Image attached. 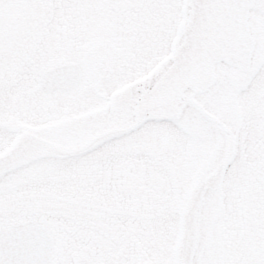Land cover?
Wrapping results in <instances>:
<instances>
[{"label":"flooded vegetation","instance_id":"obj_1","mask_svg":"<svg viewBox=\"0 0 264 264\" xmlns=\"http://www.w3.org/2000/svg\"><path fill=\"white\" fill-rule=\"evenodd\" d=\"M188 3L0 0V154L26 134L50 145L0 175V205L14 214L0 229L40 225L45 264H264V211L243 188L255 177L239 172L244 154L264 168L251 25L246 70L218 62L204 90L149 97ZM200 182L190 253L179 249L181 218Z\"/></svg>","mask_w":264,"mask_h":264},{"label":"water","instance_id":"obj_2","mask_svg":"<svg viewBox=\"0 0 264 264\" xmlns=\"http://www.w3.org/2000/svg\"><path fill=\"white\" fill-rule=\"evenodd\" d=\"M250 10L264 13V0H189L188 15L182 26L183 38L174 50L171 64L150 89L149 97L163 96L174 102L185 88L203 90L213 81V65L218 61L245 69L253 47L248 28ZM49 147L43 139L21 135L0 155V174L48 153ZM202 189L200 183L191 192L182 215L179 249L190 253L195 208ZM48 248L41 229L17 226L0 234L3 264H43Z\"/></svg>","mask_w":264,"mask_h":264},{"label":"rangeland","instance_id":"obj_3","mask_svg":"<svg viewBox=\"0 0 264 264\" xmlns=\"http://www.w3.org/2000/svg\"><path fill=\"white\" fill-rule=\"evenodd\" d=\"M2 11L3 12L6 11L5 7L2 9ZM27 12L25 11V14L29 15ZM30 12H31V10L29 11V13ZM80 12L81 13L83 12L84 17H91L92 19H94V17H97V12L93 9H86V8L81 7ZM52 16H53V10H52ZM249 23L251 25V29L254 33V36L256 38V45H255V49L253 52L254 65H253L252 71H253L254 76H258L259 97L263 100L264 99V15H262L261 13L256 12V11H252L250 13V16H249ZM91 28H92V26H88L87 30H85L81 33H86V32H88V30H91ZM104 28H105V26H103V25L93 26V30L95 32H98L99 34L105 33ZM244 102H245V104H244L245 108H246L248 102L255 103V101L252 99L244 100ZM252 107L255 109V111L257 110L255 113V116H257L258 111H260V113L263 112V114L260 115L259 117L261 118V121H264V108H263L264 106L258 103V104H254ZM245 112H246V109H245ZM253 116H251L250 118H252ZM239 118H240V120L243 119V112H241V111L239 112ZM245 156L246 155L244 154L243 161L239 162V166H240L239 172L242 175L241 177H242V179H245L244 181L248 180V178L250 179L252 174H254V177H255V180L253 182H252V180H250L248 182V184H243L246 202L248 201L247 204H248L249 208H252L249 205L251 203L249 193H252L251 198H252L253 204L255 205V207L257 209L264 211V168H258V169L253 168L252 169L251 166L248 164L247 158ZM232 169H233V166L229 165V167L227 168V174H226L227 177L230 175L229 172ZM8 189L10 191V188H7V190H6V186H5V190L8 191ZM5 190H4V192H5ZM239 203L242 204V200L239 201ZM0 208H2L1 214H0V216L2 215V217H1L2 220H5L6 217H8V219L14 218V214L12 213V207H11V204L9 202H7L6 205H4V204L0 205ZM207 260L209 261L212 259L210 256H208ZM196 264H207V263L203 259H201V261L196 262Z\"/></svg>","mask_w":264,"mask_h":264},{"label":"bare ground","instance_id":"obj_4","mask_svg":"<svg viewBox=\"0 0 264 264\" xmlns=\"http://www.w3.org/2000/svg\"><path fill=\"white\" fill-rule=\"evenodd\" d=\"M171 62H172V59H171ZM168 67H169V66H168ZM168 67H167V68H168ZM167 68H166V69H167ZM213 69H214V68H213ZM164 72H165V71H164ZM164 72H163V73H164ZM163 73H162V74H163ZM162 97H163V96H162ZM153 99H155V98H153ZM198 203H199V202H198ZM195 214H196V208H195ZM195 214H194V216H195ZM193 223H194V222H193ZM181 224H182V221H181ZM181 231H182V230H181Z\"/></svg>","mask_w":264,"mask_h":264}]
</instances>
